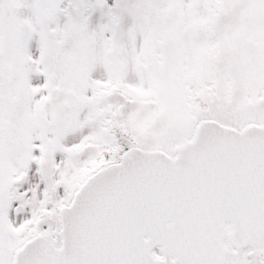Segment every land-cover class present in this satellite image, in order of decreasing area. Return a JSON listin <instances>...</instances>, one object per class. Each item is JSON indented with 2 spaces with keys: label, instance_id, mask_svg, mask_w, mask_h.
I'll use <instances>...</instances> for the list:
<instances>
[{
  "label": "snow or ice",
  "instance_id": "6c2138e0",
  "mask_svg": "<svg viewBox=\"0 0 264 264\" xmlns=\"http://www.w3.org/2000/svg\"><path fill=\"white\" fill-rule=\"evenodd\" d=\"M0 264H264V0H0Z\"/></svg>",
  "mask_w": 264,
  "mask_h": 264
}]
</instances>
